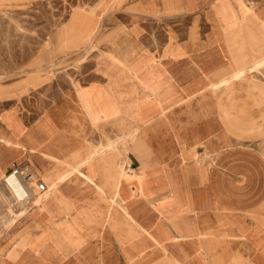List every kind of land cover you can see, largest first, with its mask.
I'll list each match as a JSON object with an SVG mask.
<instances>
[{
  "label": "crops",
  "instance_id": "1",
  "mask_svg": "<svg viewBox=\"0 0 264 264\" xmlns=\"http://www.w3.org/2000/svg\"><path fill=\"white\" fill-rule=\"evenodd\" d=\"M136 1L129 4L151 9V0ZM181 7L205 27L179 41L171 24L170 43L104 50L76 90L93 123L107 133L122 123L117 132L131 133L124 151L104 141L83 158L82 139L62 126L77 130L49 115L59 138L35 147L49 174L39 193L48 196L47 236L40 243L32 235L0 264H264V108L240 103L245 75L264 59V0ZM179 16L138 21L155 20L161 32L158 20ZM4 185L21 201L19 177ZM36 198L29 204L39 206Z\"/></svg>",
  "mask_w": 264,
  "mask_h": 264
},
{
  "label": "rangeland",
  "instance_id": "2",
  "mask_svg": "<svg viewBox=\"0 0 264 264\" xmlns=\"http://www.w3.org/2000/svg\"><path fill=\"white\" fill-rule=\"evenodd\" d=\"M133 1L0 0V190L10 203V208H0V256L26 247L34 234L38 233L35 242L40 243L47 236L44 210L28 203L30 210L20 215L25 204L14 201L3 187L11 161L28 165L41 181L50 183L42 167L43 157L37 152L58 140L56 130L64 129L65 134L82 139L86 146L83 158L93 151L99 154L104 141L114 143L113 150L120 145L123 151L131 141V133L126 138L117 132L118 127L122 131V123L115 122L116 131L107 133L87 118L77 96L78 87L92 74L96 57L104 50H121L134 43L140 47L170 43L171 24L178 26L179 37L173 39L179 41L186 37L187 29L205 27L202 21L182 15L181 0H162L157 5L151 0V9L130 5ZM161 13L164 18L180 16L172 22L158 20L161 32L159 27L155 29V20L138 21ZM131 23L136 30L131 31ZM144 25L152 26L149 30ZM245 78L249 79L242 81V108H264V100L258 99L262 98L259 87H264V66ZM233 104L228 101L227 107L234 108ZM52 112L77 132L66 125L56 129L49 117Z\"/></svg>",
  "mask_w": 264,
  "mask_h": 264
},
{
  "label": "built area",
  "instance_id": "3",
  "mask_svg": "<svg viewBox=\"0 0 264 264\" xmlns=\"http://www.w3.org/2000/svg\"><path fill=\"white\" fill-rule=\"evenodd\" d=\"M10 177H19L22 180V184L27 193H25V197L43 193L48 190L45 183L36 176V173L28 165L21 166L20 163L12 162L3 181L7 182V179Z\"/></svg>",
  "mask_w": 264,
  "mask_h": 264
},
{
  "label": "bare ground",
  "instance_id": "4",
  "mask_svg": "<svg viewBox=\"0 0 264 264\" xmlns=\"http://www.w3.org/2000/svg\"><path fill=\"white\" fill-rule=\"evenodd\" d=\"M262 65H264V59H261L258 63H256L253 67H251V68H249V71L251 72V71H254V69H257L259 66H262ZM246 73H245V71H242L240 74H238V75H245ZM228 81V79H225L224 81H222V83L221 84H225L226 82ZM219 86H216L215 88H218ZM81 166H79L78 167V169L80 168ZM62 179L63 178H65V176L64 177H61ZM20 179V178H19ZM17 180H18V178H17ZM8 183L11 185V188L13 189V190H16V181H14V180H8ZM56 186H57V183H54L53 185H52V187L55 189L56 188ZM3 187H5V185H4V182H3ZM22 187V186H21ZM1 188V187H0ZM6 189V188H5ZM7 190V189H6ZM8 191V190H7ZM10 194H11V196L13 197V200L14 201H16V202H21L20 204H25V207H24V209L23 210H21V212H20V215L21 214H26L29 210H30V207L27 205L28 203H31L32 202V200H33V198L35 197H38V198H36L35 199V201L33 202V203H39L40 202V205L38 206V207H41L42 208V202L48 197L47 195H46V193H44V194H38L37 196H35V195H33V196H27V197H25V193H26V191H23V194L21 195V201L16 197V195L11 191V189H10V191H8ZM27 194V193H26ZM41 195V196H40ZM2 206L3 207H6V208H10V203H9V201L4 197V195H3V193L1 192V190H0V208H2ZM2 222V221H1ZM4 225V224H3ZM6 226V225H5Z\"/></svg>",
  "mask_w": 264,
  "mask_h": 264
}]
</instances>
